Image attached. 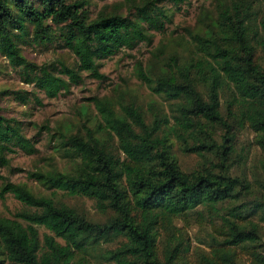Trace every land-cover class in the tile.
<instances>
[{
	"label": "trees",
	"instance_id": "1",
	"mask_svg": "<svg viewBox=\"0 0 264 264\" xmlns=\"http://www.w3.org/2000/svg\"><path fill=\"white\" fill-rule=\"evenodd\" d=\"M161 1L124 0L91 17L88 0H0V52L22 81L53 97L78 83L82 70L102 77L101 59L148 40L146 24L163 27ZM215 11L189 32L192 55L181 59L173 53L154 72L137 63L148 87L174 100L172 123L153 103L148 114L132 101L94 97L101 117L97 131L106 135L90 127L71 132L61 144L69 168L28 170L46 188L93 198L103 221L55 193H36L0 175V197L10 192L24 205L13 216L0 214V264H93L85 254L119 236L123 240L100 264H178L181 237L172 232L160 252L158 229L198 205L205 206L206 216L199 214L211 227L198 264H264V69L255 58L256 49H264V9L258 0H217ZM54 41L73 53V65L38 64L20 47ZM223 90L227 115L221 111ZM13 92L19 101L28 100L29 90ZM233 119L254 131L261 149L254 179L231 173ZM218 126L224 129L220 142L212 130ZM170 132L183 151L213 153L217 160L212 156L201 169L183 170ZM17 148L36 149L20 121L0 112V166L9 164L7 153ZM37 225L50 233L41 238Z\"/></svg>",
	"mask_w": 264,
	"mask_h": 264
},
{
	"label": "rangeland",
	"instance_id": "2",
	"mask_svg": "<svg viewBox=\"0 0 264 264\" xmlns=\"http://www.w3.org/2000/svg\"><path fill=\"white\" fill-rule=\"evenodd\" d=\"M124 0H88L86 5L91 17L103 7H112L113 3ZM264 9V0H258ZM166 17L161 16L163 27L156 28L146 24L148 40H140L133 47L122 46L116 53L101 59L99 72L103 74L98 78L89 71L82 70V78L78 83L72 84L70 89L60 92L56 96H47L42 90L37 89L32 83H26L20 79L15 68L0 52V112L9 118L20 121L24 133L34 141L35 151L26 153L21 149L8 152L9 164L0 166V175L15 182H25L34 192L40 194L55 193L56 198L63 200L87 214L93 220L103 221L105 216L100 213L93 198L85 195H70L61 189H49L39 181L27 176L28 170L37 168L57 167L67 169L71 165L61 148L66 136L79 130L84 132L86 127L93 128L101 137L106 131H97L101 123L100 114L94 104V97H108L116 101L134 102L140 105L146 113H150L152 106L162 107L173 122L172 115L176 112L174 100L166 98L162 94L153 92L148 85L137 75L136 66L141 62L143 67L157 71L162 61L175 53L183 59L194 53L189 32H194L198 26L206 24L209 18L216 13L217 0H183L173 2L161 1ZM123 12H127L124 7ZM22 53L30 60L38 64L63 60L73 65L75 57L67 48L59 45L58 41L47 44L21 43ZM256 61L264 69V49L258 47L255 51ZM29 90L28 100L21 102L15 98L14 90ZM37 96V99L35 98ZM228 92L220 93L221 111L227 115L226 102ZM230 120V118H229ZM237 119H233L232 132L234 138V150L231 168L232 174L244 173L247 178L257 177L259 163L262 157L260 147L256 144L254 131L247 125H239ZM214 136L221 141L219 136L224 129L214 127ZM173 141V151L181 168L185 171L201 169L203 163L213 153L199 155L194 152H185L181 149L179 141L169 133ZM1 183V179H0ZM24 208L23 203L12 193H5L0 197V214L13 216L17 210ZM198 210V211H197ZM206 216L205 206L198 205L194 211L176 216L167 223V228L158 229V248L161 252L165 240L175 233L180 238V258L178 264H198L197 255L206 248L208 232L211 227L208 221L199 214ZM40 237L50 230L43 225H37ZM122 237H113L108 241H101L93 250L88 252V257L93 264L106 262V251L118 246ZM1 248V246H0ZM5 264H10L5 261Z\"/></svg>",
	"mask_w": 264,
	"mask_h": 264
}]
</instances>
